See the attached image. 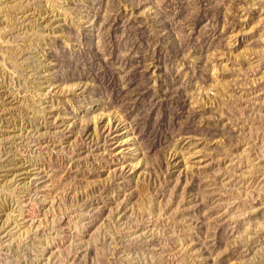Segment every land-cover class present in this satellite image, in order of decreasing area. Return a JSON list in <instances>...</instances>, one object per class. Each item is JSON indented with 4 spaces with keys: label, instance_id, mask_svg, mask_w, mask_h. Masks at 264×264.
Masks as SVG:
<instances>
[{
    "label": "rangeland",
    "instance_id": "obj_1",
    "mask_svg": "<svg viewBox=\"0 0 264 264\" xmlns=\"http://www.w3.org/2000/svg\"><path fill=\"white\" fill-rule=\"evenodd\" d=\"M176 2L0 0V264H264V0Z\"/></svg>",
    "mask_w": 264,
    "mask_h": 264
},
{
    "label": "trees",
    "instance_id": "obj_2",
    "mask_svg": "<svg viewBox=\"0 0 264 264\" xmlns=\"http://www.w3.org/2000/svg\"><path fill=\"white\" fill-rule=\"evenodd\" d=\"M144 2H147V0H143ZM177 2L176 3H178L180 6H182V7H186L189 3H192V4H194V1L198 4L199 3V0H176ZM202 2H201V5L203 6L204 4H207L206 5V7H209V6H211L210 4H211V1L210 0H201ZM146 3H142L141 2V5L137 2V3H135L134 4V8L136 9V8H139L140 6H141V8H143L144 7V5H145ZM140 8V9H141ZM207 13H210V12H207ZM159 18V19H158ZM164 18H165V15H161L160 14V16L159 17H157V19H154V20H152V22H150V23H148V25L151 27V26H153V25H155V24H157L158 26H157V28L158 29H160V28H166V29H170L171 28V26L170 25H166V24H164L163 22H161V21H164ZM197 23V22H196ZM146 25H147V23H146ZM198 27L200 26V25H197ZM168 35H170V40H174L176 37H175V35H174V33L172 32V30H171V32H170V34H168ZM175 37V38H174ZM144 44H145V42H144ZM146 46H147V43L145 44ZM177 50H179L178 48H177Z\"/></svg>",
    "mask_w": 264,
    "mask_h": 264
}]
</instances>
